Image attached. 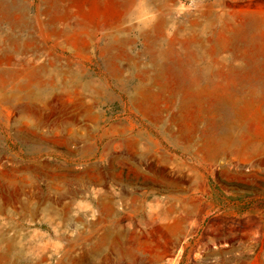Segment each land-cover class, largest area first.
I'll return each mask as SVG.
<instances>
[{
    "label": "rangeland",
    "instance_id": "rangeland-1",
    "mask_svg": "<svg viewBox=\"0 0 264 264\" xmlns=\"http://www.w3.org/2000/svg\"><path fill=\"white\" fill-rule=\"evenodd\" d=\"M0 84V264H264V0H0Z\"/></svg>",
    "mask_w": 264,
    "mask_h": 264
},
{
    "label": "crops",
    "instance_id": "crops-1",
    "mask_svg": "<svg viewBox=\"0 0 264 264\" xmlns=\"http://www.w3.org/2000/svg\"><path fill=\"white\" fill-rule=\"evenodd\" d=\"M13 60H8L7 62H12ZM29 63V62H28ZM25 73L26 74H28V75H30V74H32V75H34V71L32 72V71H25ZM2 80H3V82L5 83V81H8L9 82V77L6 79L5 77H3L2 78ZM160 83H162L161 81H159ZM3 83V84H4ZM30 84V83H29ZM29 84H27V85H20L19 87H18V91H28V92H34V91H36L37 89H40V92L42 93V95H44V92L46 91V90H48L49 89V87H51V86H49L48 84L49 83H42L41 81H37L36 83H35V87H34V89H32L31 88V85L29 86ZM162 84H164V82L162 83ZM8 85H5V86H1V84H0V98L2 99V100H5V98L7 97V94H6V96L2 93V89H6V87H7ZM164 86H165V84H164ZM185 86L188 88V90H192V91H194L195 92V86H193V78H189V80L188 81H186L185 82ZM12 89H16L15 87H13ZM186 99V98H185ZM185 99H184V101H183V107H186V101H185ZM189 101L190 102H194V101H192V98H190L189 99ZM190 102H189V104H190ZM7 105H9V106H13V105H16V103H14L13 105L12 104H10V103H7V104H5L4 103V101H3V106H2V108H0V114L2 113L1 111H2V109H4V108H9ZM189 106H191V107H194L195 109H198L199 111V113L200 114H202L201 112V110H200V108H198L197 106H195L194 104H190ZM208 110V109H207ZM196 111V110H195ZM153 112V111H152ZM147 113V112H146ZM147 114H149V115H153V116H155L154 115V113H147ZM203 114H205V113H203ZM202 114V115H203ZM207 115H209V114H207ZM211 116V122H215V123H220V124H225V123H227V124H229V122H227V118H224L223 116H220V115H216V116H213V115H210ZM195 118V120L197 119V118H199L200 117V115H197V118H196V114H195V116H194ZM230 125V124H229ZM234 125H231L230 127H229V129L231 130V132H230V134H229V136H228V142L231 140L230 138H235V136H234V134H233V132H235L234 131V129H235V127H233ZM241 125H238V127H240ZM238 127H236V130H237V128ZM189 131L191 132L190 134H188V136H186V135H182V138L185 140V138L186 139H190L191 141H189V142H192V141H194V138H193V132H195L196 133V131H197V129H193V128H190L189 129ZM203 136V135H202ZM81 137V136H80ZM227 140V139H226ZM206 142H207V144H212V143H214L213 141H208V140H206ZM215 143H222V142H215ZM224 143H227V141L226 142H224ZM190 144H192V143H190ZM254 207H256V206H250V205H246V203L245 202H242V234H245L246 232H247V227H248V225L249 226H251V224H255L256 222H258V223H260V225H261V228H262V221H260V217H261V215H260V212H258L257 210H258V208H254ZM261 209V208H260ZM255 211V212H254ZM247 222H249V223H247Z\"/></svg>",
    "mask_w": 264,
    "mask_h": 264
},
{
    "label": "bare ground",
    "instance_id": "bare-ground-1",
    "mask_svg": "<svg viewBox=\"0 0 264 264\" xmlns=\"http://www.w3.org/2000/svg\"><path fill=\"white\" fill-rule=\"evenodd\" d=\"M13 3H14V2H13ZM15 5H16V4H15ZM1 6H2V4H1ZM7 6H8V5H7ZM9 6H10V4H9ZM8 10H9V9H8ZM8 10H7V11H8ZM9 11H10V10H9ZM3 14H5V13H3ZM6 14H7V13H6ZM6 14H5V15H6ZM1 15H2V14H1ZM30 34H31V33H30ZM17 39H18V38H17ZM17 39H12V41H13V42H16Z\"/></svg>",
    "mask_w": 264,
    "mask_h": 264
}]
</instances>
